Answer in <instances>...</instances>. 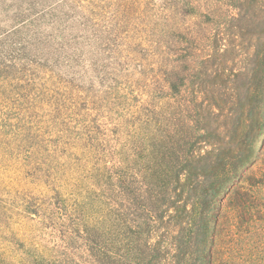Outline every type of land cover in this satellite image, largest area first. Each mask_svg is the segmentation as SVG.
<instances>
[{
	"label": "trees",
	"instance_id": "trees-1",
	"mask_svg": "<svg viewBox=\"0 0 264 264\" xmlns=\"http://www.w3.org/2000/svg\"><path fill=\"white\" fill-rule=\"evenodd\" d=\"M0 264H264V0H0Z\"/></svg>",
	"mask_w": 264,
	"mask_h": 264
}]
</instances>
